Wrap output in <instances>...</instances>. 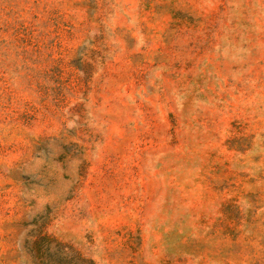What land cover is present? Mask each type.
<instances>
[{
    "label": "rangeland",
    "instance_id": "1",
    "mask_svg": "<svg viewBox=\"0 0 264 264\" xmlns=\"http://www.w3.org/2000/svg\"><path fill=\"white\" fill-rule=\"evenodd\" d=\"M0 264H264V0H0Z\"/></svg>",
    "mask_w": 264,
    "mask_h": 264
}]
</instances>
